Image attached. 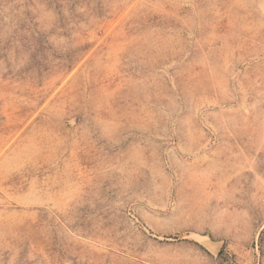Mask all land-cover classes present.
<instances>
[{
  "label": "rangeland",
  "instance_id": "obj_1",
  "mask_svg": "<svg viewBox=\"0 0 264 264\" xmlns=\"http://www.w3.org/2000/svg\"><path fill=\"white\" fill-rule=\"evenodd\" d=\"M0 264H264V0H0Z\"/></svg>",
  "mask_w": 264,
  "mask_h": 264
},
{
  "label": "water",
  "instance_id": "obj_2",
  "mask_svg": "<svg viewBox=\"0 0 264 264\" xmlns=\"http://www.w3.org/2000/svg\"><path fill=\"white\" fill-rule=\"evenodd\" d=\"M223 243L222 242H217V243H207L205 245L206 249L214 256H217L221 249H222Z\"/></svg>",
  "mask_w": 264,
  "mask_h": 264
}]
</instances>
